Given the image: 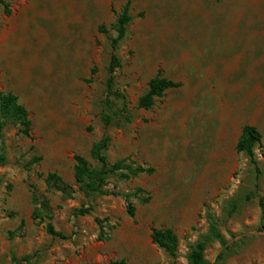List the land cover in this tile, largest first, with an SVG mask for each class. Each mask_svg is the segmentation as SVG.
<instances>
[{
  "label": "rangeland",
  "instance_id": "1",
  "mask_svg": "<svg viewBox=\"0 0 264 264\" xmlns=\"http://www.w3.org/2000/svg\"><path fill=\"white\" fill-rule=\"evenodd\" d=\"M8 2L9 14L0 5V90L18 96L31 129L23 137L7 122L1 131L0 264H187L190 246L209 231V215L224 242L206 244L209 264L221 253L219 264H264V0ZM127 3L131 21L114 77L127 120L105 127L109 41ZM157 73L180 86L149 109L138 107ZM245 124L262 136L254 147L258 172L236 149ZM103 134L108 162L152 169L126 181L108 178L109 189L130 194L134 216L123 196H87L74 179L75 154L98 166L89 150ZM49 172L66 192L47 186ZM34 192L49 200L50 219L31 218ZM231 201L237 210L228 215ZM81 206L92 211L75 214ZM48 221L70 238L48 235ZM153 228L176 233L174 258L152 242Z\"/></svg>",
  "mask_w": 264,
  "mask_h": 264
},
{
  "label": "trees",
  "instance_id": "2",
  "mask_svg": "<svg viewBox=\"0 0 264 264\" xmlns=\"http://www.w3.org/2000/svg\"><path fill=\"white\" fill-rule=\"evenodd\" d=\"M0 5L3 7V11L6 14L10 13L8 0H0ZM128 3L125 4L118 14L113 29L115 36L110 38L109 41V61L106 68L107 76L105 80V94L101 101V113L100 121L105 126L119 125L126 118L127 104L125 97L116 87L114 77L117 69L121 66V60L117 53V48L120 42L126 36L127 26L131 21L129 14ZM100 31L106 32L104 26L99 27ZM180 86L179 82L173 81L157 73L148 81L147 90L140 96L137 106L144 109H149L154 104L155 98L161 97L163 93L170 88H176ZM7 122L13 123L17 127L18 134L23 137L30 136L31 119L29 118L26 107L19 102L18 96L13 92H5L0 90V163L5 161V151L2 142V129ZM261 133L256 127L245 124L242 126L241 134L238 138L236 149L237 151L244 152L253 165L256 172H258L257 161L254 154V147L261 140ZM110 142V137L107 134L101 135L99 139L91 144L89 150V156L92 160L96 161L98 166L93 167L88 160L80 155H74L73 174L76 183L79 184V189L82 190L87 196L90 195H105L114 194L124 197L126 202V213L129 216H134L135 207L130 200V194H123L118 190L109 189V177H114L117 181H126L130 178L139 175L140 173H150L151 168H146L140 165H134L128 163L126 159H119L113 163L108 162L105 150ZM40 160V157H35L30 161V164L36 163ZM47 186L54 190H61L66 192L67 184L56 172H49L46 176ZM34 201L37 202L36 209L32 212L31 218L34 221H41L43 218L50 219V203L49 200L34 192L32 195ZM147 200V199H146ZM259 206L261 211V220L264 224V195L259 197ZM237 210V202H230V209L228 215H231ZM92 211V206H81L75 209L74 213L77 215H86ZM209 231L207 234L202 235L196 242L190 246V250L187 255V264H209L204 257V251L206 244L216 239L223 244L222 236L217 228L216 220L212 215L208 216ZM99 226V239H105L106 233L104 231V225L102 220H97ZM45 231L52 237L59 239H68V235L57 231L54 225L48 221L46 222ZM151 240L158 247L162 248L170 257L176 256V250L178 247V237L171 228H153L150 234ZM226 247L224 250H227ZM223 250V253H224ZM224 254L218 255L213 264H219ZM26 260V257L25 259ZM107 264H126L123 259L109 261ZM170 264H176L172 261Z\"/></svg>",
  "mask_w": 264,
  "mask_h": 264
}]
</instances>
